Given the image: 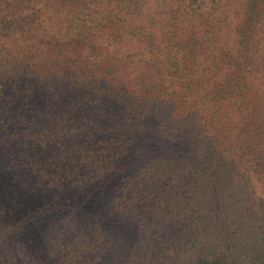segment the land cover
<instances>
[{
    "label": "trees",
    "instance_id": "1",
    "mask_svg": "<svg viewBox=\"0 0 264 264\" xmlns=\"http://www.w3.org/2000/svg\"><path fill=\"white\" fill-rule=\"evenodd\" d=\"M0 264H264V0H0Z\"/></svg>",
    "mask_w": 264,
    "mask_h": 264
}]
</instances>
